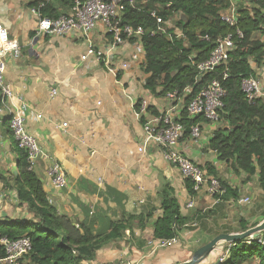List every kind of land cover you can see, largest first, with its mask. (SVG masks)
<instances>
[{
  "label": "crops",
  "instance_id": "0c3cea01",
  "mask_svg": "<svg viewBox=\"0 0 264 264\" xmlns=\"http://www.w3.org/2000/svg\"><path fill=\"white\" fill-rule=\"evenodd\" d=\"M43 1L0 0V38L16 41L20 47L17 57L5 58L4 83L13 98L6 97L0 88V220L33 218L26 207L20 206L16 191L7 189L3 182L8 179L11 183L17 174L18 147L5 121L10 120L19 98H23L28 106L26 129L44 154L34 171L60 215L85 224L95 235L108 232L111 223L125 215L152 216L146 230L135 229L132 237L127 233L82 264H182L217 236L240 234L261 224L264 192L257 176L244 183V174H236L230 164L220 162L208 150L220 124L203 122L199 143L188 136L180 150L200 166L213 163L221 180L240 191L238 200L218 201L205 187L191 196L186 181L157 149L139 152L143 131L134 119L130 98L147 99L154 111L167 105L165 98H156L143 88L141 50L131 44L119 49L120 58L127 59L131 67L118 80L95 61H81L86 42L80 32L63 37L38 33L39 20L29 4ZM46 1L63 15L70 11L60 0ZM233 4L237 6L236 0ZM260 37L264 41V35ZM93 39L98 46L109 40L101 24ZM259 77L263 79L261 74ZM262 84L264 87V80ZM53 162L61 164L66 172L63 188L50 174ZM166 184L175 189L188 223L176 244L161 247L160 241L152 238L151 225L162 215L159 193ZM247 197L251 203L241 204L240 200ZM189 202L193 207H187ZM245 227L248 229L244 231ZM231 245L221 243L201 264H220Z\"/></svg>",
  "mask_w": 264,
  "mask_h": 264
},
{
  "label": "trees",
  "instance_id": "16d2710c",
  "mask_svg": "<svg viewBox=\"0 0 264 264\" xmlns=\"http://www.w3.org/2000/svg\"><path fill=\"white\" fill-rule=\"evenodd\" d=\"M60 2L71 7L69 0ZM236 4L235 27L222 19L232 0H137L126 6L121 14V25L144 32L138 40L145 53L140 70L145 76L143 88L152 96L165 98L168 93H177L187 106L210 81L217 79L221 82L226 95L220 110V126L213 132L208 150L215 153L220 162L230 164L236 174H244V183L257 176L259 187L264 192V99L251 103L242 90L245 79L259 77L258 71L264 70V41L260 37L264 35V0L251 6L245 5L243 0H236ZM29 6L39 9L44 17L50 19L63 15L50 1L34 2ZM158 19L163 21V26L166 25V33L160 32L162 24ZM238 30L243 33V38H236L237 47L229 61L214 72L201 75L198 65L209 60L217 39ZM177 34H182V37ZM121 75L117 76L118 80L122 79ZM182 119L187 129L185 138L192 126L209 123L202 116L191 119L185 112ZM9 121H5L8 127ZM201 168L210 177L218 179L225 191L216 199H239L240 191L221 180L213 163L204 164ZM10 180L11 183L3 179L5 187L16 191L20 206L26 207L33 218L0 220V241L4 238L30 239L32 249L26 257L29 264H82L91 261L103 247L123 239L127 233L132 237L135 229L146 230V223L152 218L151 215L128 214L119 221H113L108 232L95 235L85 224L58 213L50 203L43 183L30 169L26 151L18 147L17 174ZM185 181L187 191L194 196L193 183ZM159 194L162 215L151 225L152 238L169 241L179 237L188 219L182 216L181 205L170 184L164 185ZM247 229L245 227L244 231ZM261 239L263 243L254 240L247 244V239L235 244L225 262L220 264L252 261L264 264V232ZM5 255L0 246V259Z\"/></svg>",
  "mask_w": 264,
  "mask_h": 264
},
{
  "label": "built area",
  "instance_id": "2783aa9c",
  "mask_svg": "<svg viewBox=\"0 0 264 264\" xmlns=\"http://www.w3.org/2000/svg\"><path fill=\"white\" fill-rule=\"evenodd\" d=\"M46 1V0H45ZM137 0H69L70 11L57 19L44 17L39 9L32 8V12L38 17L39 34L46 33L51 36H66L71 32L78 31L86 42V48L81 55L82 62L90 60L100 64L110 75L117 78L120 73L128 71L131 63L120 58L119 49L122 46L131 44L141 50V62H144L145 53L138 41L144 35L142 29L136 31L130 27L121 25V14L127 5H133ZM260 0H243L247 6L256 4ZM48 2V1H46ZM43 6V4H42ZM154 15V14H153ZM222 19L231 27L237 25V6L231 5L226 13L222 14ZM162 24L161 33H166V25ZM102 25L109 40L103 46H98L94 42L93 33ZM182 37V34H177ZM236 38H243L241 31H236L216 41V47L208 61L200 63L198 70L201 75L214 72L219 66L226 64L231 54L236 49ZM131 40H134L133 42ZM20 47L16 41L0 38V88L6 97L13 98L12 92L4 83V74L6 69L5 58L8 55L17 57ZM228 76L225 74L224 76ZM224 78V79H225ZM242 90L249 102L257 99H264V87L260 77H250L243 81ZM53 94L57 92L54 90ZM226 91L217 79L210 81L204 86L195 98L185 106L184 100L177 93H168L165 97L167 105L163 108H156L155 111L150 107V103L145 98L131 99L134 107V119L142 127V137L139 144V152L145 154L149 148H155L162 155V158L170 165L175 167L184 180H190L193 183L194 192H199L203 187L206 188L212 197L222 196L224 190L220 181L210 177L206 170L184 155L180 146L186 136V126L182 122V113L185 112L191 119L203 117L209 123L217 124L220 121V110L223 107V98ZM28 109L23 98H19V105L14 107L9 121V128L15 139L18 148L26 151L30 169L34 170L37 161L44 156L37 139L31 135L25 125V113ZM40 117V116H39ZM64 127L67 124H63ZM203 136L200 125H194L190 128L189 137L194 143H199ZM50 174L60 188L66 184V172L58 162H53L49 169ZM219 201V199H217ZM241 204H250V198L240 200ZM194 203L189 202L187 207H193ZM254 240L263 243L261 236L252 237L247 240L251 244ZM177 238L169 241H160L161 247L176 244ZM232 244L231 246H234ZM5 252V258L0 259V264H29L26 261L27 255L31 252L32 245L28 238L18 240H9L4 238L0 241ZM227 253L220 258L219 262L225 261Z\"/></svg>",
  "mask_w": 264,
  "mask_h": 264
},
{
  "label": "water",
  "instance_id": "95a60500",
  "mask_svg": "<svg viewBox=\"0 0 264 264\" xmlns=\"http://www.w3.org/2000/svg\"><path fill=\"white\" fill-rule=\"evenodd\" d=\"M264 232V221L240 234H222L214 238L210 243L198 249L191 260L182 264H201L221 243L237 244L252 237H260Z\"/></svg>",
  "mask_w": 264,
  "mask_h": 264
},
{
  "label": "rangeland",
  "instance_id": "374dc122",
  "mask_svg": "<svg viewBox=\"0 0 264 264\" xmlns=\"http://www.w3.org/2000/svg\"><path fill=\"white\" fill-rule=\"evenodd\" d=\"M263 71H264V70H259V71H258V72H259V75L261 74V76L263 77L262 81L264 80V72H263ZM261 72H263V73H261ZM213 252H214V251H213ZM213 252H212V253H213ZM212 253H211V254H212Z\"/></svg>",
  "mask_w": 264,
  "mask_h": 264
}]
</instances>
